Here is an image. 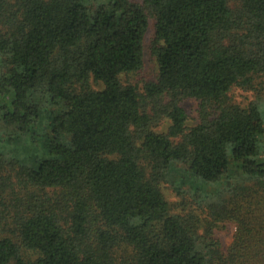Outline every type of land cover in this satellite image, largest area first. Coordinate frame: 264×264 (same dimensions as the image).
I'll return each instance as SVG.
<instances>
[{
  "label": "trees",
  "instance_id": "trees-1",
  "mask_svg": "<svg viewBox=\"0 0 264 264\" xmlns=\"http://www.w3.org/2000/svg\"><path fill=\"white\" fill-rule=\"evenodd\" d=\"M263 96L264 0H0V123L51 113L35 166L0 152V264H264Z\"/></svg>",
  "mask_w": 264,
  "mask_h": 264
},
{
  "label": "rangeland",
  "instance_id": "rangeland-1",
  "mask_svg": "<svg viewBox=\"0 0 264 264\" xmlns=\"http://www.w3.org/2000/svg\"><path fill=\"white\" fill-rule=\"evenodd\" d=\"M140 1V0H136ZM153 40H154V21L151 19L149 23V28L145 36L144 41V64L143 68L137 72L130 74L129 76H123L127 82L133 83L141 87L145 82L149 80H155L158 75V64L157 58L153 53ZM230 96L233 100L242 105L247 106L252 100H254L255 94L251 90H243L240 87H233L230 91ZM264 99V96H263ZM183 107L189 115V124L194 125L197 122V107L198 102L194 99L186 100L182 103ZM59 109H54L53 111H58ZM261 111L264 118V100L261 105ZM49 116L51 113H44L41 122L36 126L34 132H28L24 135L8 134L5 131V127L0 123V152L10 156L16 157L25 165L35 166L41 158L45 156V139L49 135L46 128L49 124ZM49 129V128H48ZM166 129V125L160 128L161 131ZM12 136V137H10ZM260 147L262 149L261 159L264 160V134L260 138ZM185 164L174 163L169 171L176 178H181L185 175ZM237 167L234 164L231 168V173H237ZM175 181L166 182L162 184V190L166 198L170 202H175L178 200V196L175 192ZM235 233V226L232 224H226L224 227L216 231V235L221 239L223 247L226 249L233 241V236Z\"/></svg>",
  "mask_w": 264,
  "mask_h": 264
}]
</instances>
